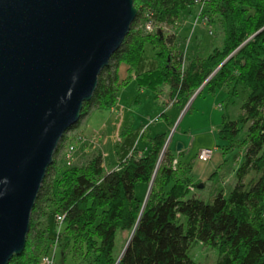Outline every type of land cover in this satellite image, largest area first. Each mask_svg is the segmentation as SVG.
<instances>
[{
  "label": "trees",
  "instance_id": "trees-1",
  "mask_svg": "<svg viewBox=\"0 0 264 264\" xmlns=\"http://www.w3.org/2000/svg\"><path fill=\"white\" fill-rule=\"evenodd\" d=\"M133 3L137 11L130 30L100 72L80 119L93 109L116 105L123 82L118 77L121 63L135 75L139 88L156 92L157 85H167L168 99L176 105L202 85L196 96L224 90L225 110L232 106L241 110L236 119L226 110L218 130L224 149L234 143L243 148L234 184L214 188L207 200L189 195L198 184L189 165L178 161L169 146L156 169L167 133L146 139L147 149L140 153L136 144L141 129L130 127L119 134L115 168L105 169L99 151L62 168L57 157L65 133L31 211L25 249L8 264H40L54 241L47 218L50 212L53 217L63 215L58 247L86 264H116L118 231L128 234L122 251L133 231L118 264H198L188 255L194 242L217 248L215 264H264V0H206L202 13L211 28L220 25L222 43L203 57L195 55L185 66L182 53L173 49L175 35L164 36L155 28L174 25L184 12L190 15L197 8L195 0ZM147 22L153 24L151 32L144 29ZM145 44L155 50L150 60L143 54ZM151 180L142 208L135 187Z\"/></svg>",
  "mask_w": 264,
  "mask_h": 264
},
{
  "label": "water",
  "instance_id": "water-1",
  "mask_svg": "<svg viewBox=\"0 0 264 264\" xmlns=\"http://www.w3.org/2000/svg\"><path fill=\"white\" fill-rule=\"evenodd\" d=\"M136 11L133 0H0V264L23 253L58 144L80 120Z\"/></svg>",
  "mask_w": 264,
  "mask_h": 264
},
{
  "label": "rangeland",
  "instance_id": "rangeland-1",
  "mask_svg": "<svg viewBox=\"0 0 264 264\" xmlns=\"http://www.w3.org/2000/svg\"><path fill=\"white\" fill-rule=\"evenodd\" d=\"M192 11L190 15L194 16L197 10L193 9ZM190 15L184 12L174 25L157 24V28H155L161 30L164 36L169 34L175 35L173 49L174 51L182 53L184 66L187 65L188 60L190 61L195 55L203 57L207 55L213 47H219L222 43V32L218 23L211 28L213 33L209 34L207 26L201 24L193 26V17H189ZM174 31L177 33H174ZM154 52L155 50L151 44L144 45L143 54L145 56L149 58L153 57ZM136 84L137 82L130 77L126 78L118 91L117 112L113 114L110 113L109 109H95V112L90 117H86L84 120H82V117L80 123L74 127V129H71L69 133L71 135L63 142L61 150H63L66 143L70 141L72 134H74L73 132H76L74 130H79L82 131L85 137L84 141L91 140L93 143H100L103 151H105L104 165L105 167H112L117 162L116 147L119 143V134L123 128L132 127L136 129L141 127V130L145 129V137L147 139L155 135V133L165 131L167 137L171 135L170 140H172L174 145L177 143L182 144L184 151L182 154H175L176 157L182 163L190 164V174L193 180L196 183L203 184L202 188L195 187L194 191L190 192L189 195L195 194L202 200L209 199L215 186L221 185L222 176H224L223 180H225V189L230 188L234 180V178L232 180L230 174L234 173L235 168L240 163L243 148H238V145L234 143L226 150L223 148L225 142L220 140L218 136L222 114L225 113L226 110L231 119H236L241 114V110L238 107H227L225 110L223 106V101L226 97L225 91L216 90L213 93L204 92L195 99H192L188 105L186 104L192 96L181 106L175 105L176 107L174 108H167L162 104V101H154L153 90L146 88L144 93H141L137 90ZM163 87L167 88V85L159 84L156 86L155 90L156 94L160 91L161 96L165 99L167 91ZM162 88L163 90H161ZM173 102L174 101L168 100L166 105L174 104ZM162 113H166L168 120L165 119ZM157 117L160 118L159 121H157ZM103 125L106 126L104 127ZM245 127L246 125L241 128V138ZM100 129L102 133L97 132ZM141 137L143 138L144 135ZM75 139L74 135L72 141ZM143 140L145 141V138ZM90 146L91 150H93L94 145L91 144ZM205 147L214 149V158L217 156L215 159L217 162L213 168H205L204 174V166L206 164L199 161L197 162L196 157L199 150ZM57 159L58 165L63 168V166L66 165L63 156L58 155ZM86 159L87 158L82 161ZM71 163H73V159ZM76 163L80 162L76 161ZM160 163L161 160L158 161L156 169ZM213 171H217V173L213 175V179L210 180L209 177ZM247 178L249 179L250 176L246 177V179ZM204 183L206 184L204 185ZM149 184L139 182L135 187V195L142 205L146 201ZM47 218L51 225V236L54 239L53 242L48 244L49 247L46 253L52 256L51 264H86L85 261L74 259L72 255L63 252L58 245L52 254L50 249L56 239L53 213L50 212ZM127 235L126 231L117 232L115 244L116 255L121 254L122 246L124 245ZM188 255L198 264H215L218 258V250L216 247L194 242L188 251Z\"/></svg>",
  "mask_w": 264,
  "mask_h": 264
},
{
  "label": "crops",
  "instance_id": "crops-1",
  "mask_svg": "<svg viewBox=\"0 0 264 264\" xmlns=\"http://www.w3.org/2000/svg\"><path fill=\"white\" fill-rule=\"evenodd\" d=\"M189 17H193V16H189ZM192 19V18H191ZM174 33H177L176 31H174ZM152 57H150L149 58V60L151 59ZM128 66L126 65V64H123V63H121L120 65H119V67H118V77H119V81H124V80H126V78H128V77H130L132 80H134V81H136L137 82V79H136V77H135V75L132 73V72H129V74H128ZM128 75V76H127ZM136 87H137V90L139 91V92H141V93H144V90L146 89L145 87H142V88H139L138 87V85L136 84ZM166 87V86H165ZM164 88V87H163ZM163 88L161 89V90H163ZM150 89V88H149ZM166 91H167V95H166V97H165V99H163V97L161 96V92L159 91V93H157L156 94V92H154V94H153V96H154V101L155 102H158L159 100L160 101H162V104L163 105H165L167 108H170V107H172V108H174V107H176L175 105L176 104H169V105H166L167 103H168V96H169V88H168V86H167V88H164ZM151 90H153V89H151ZM159 94V95H158ZM196 97H198V96H194V98L193 99H195ZM189 104V101H188V103L186 104V105H188ZM178 105V104H177ZM183 105V104H182ZM179 106V105H178ZM181 106V105H180ZM95 109H93V110H91L87 115H85L84 117H83V119L82 120H84V118H86V117H90L95 111H94ZM117 110H118V107H117V103H116V105L114 106V108H110L109 109V111H110V113H116L117 112ZM162 114H164L163 116H165V119L166 120H168V116H166V113H162ZM157 119V121H159V117H157L156 118ZM80 123V122H79ZM166 125H168V124H166ZM104 127L106 126V125H103ZM103 127V128H104ZM167 127H169V126H167ZM132 128V127H131ZM141 129V127H138V128H136V129ZM102 129V128H101ZM98 130L97 132H99V133H102V130ZM133 129V128H132ZM74 131H76V132H73L74 134H72V137H71V140H70V142L71 143H73V142H76V144H75V151H74V153H73V162H81L83 159H85V158H88V157H90L93 153H95L96 151H99L100 153H101V155H102V160H103V165H104V158H105V151H103V148H102V146L100 145V143H93V141H91V140H85L83 143H81L80 141H76L77 139H81V138H83V139H85V137L83 136V134H82V131H79V130H74ZM94 131V130H93ZM96 131V130H95ZM141 132V131H140ZM159 133H166L165 131H161V132H158V133H155V134H159ZM74 135H75V140H73L72 141V138L74 137ZM144 135V137L142 138L141 136H143ZM154 136V135H153ZM142 138V139H141ZM145 138V141L143 140ZM92 139H94V138H92ZM146 137H145V129L142 131V133H140V136H139V139H138V141H137V144H136V148L138 149V151L141 153L142 151H145L146 149H147V141H146ZM142 141V142H141ZM91 144H93L94 145V148H93V150H91ZM118 145L119 144H117V147H116V157H117V162H116V164L114 165V166H112V167H105V165H104V167H105V169L106 170H110V169H113V168H115L116 166H117V163H118ZM168 146L170 147V151L171 152H173L174 153V155L175 154H182L183 153V146H182V148H181V150L180 151H176V145H174V143H172V140H169V142H168ZM172 148V149H171ZM206 148V147H205ZM174 149V150H173ZM201 149H203V148H201ZM200 151V150H199ZM198 154V153H197ZM176 156V155H175ZM216 157L217 156H215V158H214V153L212 154V156H211V158L209 159V160H207V161H199V160H197V162L199 161V162H201V163H205L206 165L204 166V174H205V168L206 169H208V168H213V166L216 164V162H217V160L215 161V159H216ZM177 158V157H176ZM196 159H197V157H196ZM177 160L179 161V159L177 158ZM208 163V164H207ZM184 164H187V165H189V168L191 169V166H190V164H188V163H184ZM210 166V167H209ZM235 172V171H234ZM217 173V171H213L212 173H211V175H210V177H209V179L210 180H212L213 179V174H216ZM191 175V174H190ZM230 176L232 177V180H233V178H234V173H231L230 174ZM229 176V177H230ZM192 177V176H191ZM223 177L224 176H222L221 177V185H217V186H215V188H218V187H220V186H223L224 188L226 187L224 184H225V180H223ZM193 179V178H192ZM193 182L194 183H196L194 180H193ZM197 184H199V183H197ZM206 183H204V185H205ZM233 184H234V180H233Z\"/></svg>",
  "mask_w": 264,
  "mask_h": 264
},
{
  "label": "built area",
  "instance_id": "built-area-1",
  "mask_svg": "<svg viewBox=\"0 0 264 264\" xmlns=\"http://www.w3.org/2000/svg\"><path fill=\"white\" fill-rule=\"evenodd\" d=\"M206 0H195L196 3V13L193 16V26H196L198 24L201 25H205L208 27V32L209 34H212V29L211 27L207 24L208 23V18L206 16L203 15L202 11H203V6ZM144 29L148 32H151L154 27L153 24L151 22H147L144 24ZM144 129L141 130L140 133H142ZM70 131H68L66 133V136L69 137L71 134H69ZM71 140V138H70ZM76 141H80V142H84V139H77ZM75 144L76 142L71 143L70 141L68 143H66V146L63 150L60 151V156H63V159L65 161L66 164H71L72 159H73V153L75 151ZM168 146V144H167ZM166 147H164V151L166 150ZM214 149L211 148H203L200 149V151L197 154V160L199 161H207L211 158L212 154H213ZM176 163V160H173V164ZM54 221H55V230H56V239L55 242L53 243V246L51 247V252L53 254L55 248L57 247V239L58 236L60 234L61 228H62V221H63V215L60 214H56L54 216ZM52 263V256L48 253L46 255H43L41 257L40 260V264H51Z\"/></svg>",
  "mask_w": 264,
  "mask_h": 264
}]
</instances>
